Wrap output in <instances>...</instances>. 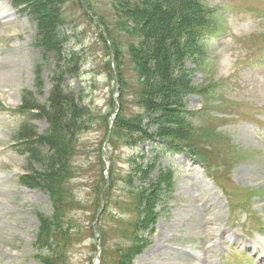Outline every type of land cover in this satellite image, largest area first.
Returning a JSON list of instances; mask_svg holds the SVG:
<instances>
[{"label":"rangeland","instance_id":"374dc122","mask_svg":"<svg viewBox=\"0 0 264 264\" xmlns=\"http://www.w3.org/2000/svg\"><path fill=\"white\" fill-rule=\"evenodd\" d=\"M85 1L102 17L117 50L123 45L124 33L115 17L123 15V3L125 5L127 2L128 10L135 7L133 12L147 17L142 5L156 2L146 0L137 6L126 0ZM178 1L159 0V5L164 8ZM242 1L198 0L191 8L202 11L207 23L215 24L217 20L218 28L215 30L218 35L213 34V38L205 41L206 60L212 59L211 63L194 68L193 63L184 60L180 63L183 65L180 71L191 87L205 88L206 103L210 102V90L215 88V96L220 102L214 105V114L204 107L200 109L197 97L186 98L183 95L182 98L177 96L181 114L178 119L171 112L176 106L170 105L147 116L148 113L140 108V101L134 104L133 91L125 87L119 124L139 114L143 125L149 123L145 127L147 135L153 134L155 138L151 139L156 144L162 143L165 148L178 151L183 147L190 148L210 162L207 172L210 179L206 173L181 174V170L177 169L184 156L181 153L171 156L172 152L169 151L162 157H154L146 151L147 158L142 160L140 151L149 148L145 146L148 143H144L145 138L140 139L136 131L127 133L125 137L115 134L109 148L112 184L100 223V227L106 231L102 264H125L118 258L120 254L122 257L133 256L130 258L132 264H204L229 238L241 231L251 234L262 226L264 167L255 153L260 152L258 145L264 146V140L258 142L253 129L244 125L243 121L256 123L261 113L264 118V77L253 85L248 82L250 71L243 70L239 72L243 82L238 79L242 87L239 88L236 79H226L224 72L226 64L232 62L234 56L239 58L240 54L245 53V58H249L264 49V17L257 16L255 12L232 15V30L226 34V21L220 19L225 17L220 16L224 13V4ZM29 4L21 3L18 9L23 7L24 10L20 13L8 0H0V142L3 143L2 147L7 148L2 150L0 147V252L14 256L8 264H86L88 255L92 253V244L89 237H85L89 236L88 223L95 208L94 189L100 181L98 147L104 134L103 118L110 110L108 97L112 82L107 74V57L94 21L84 15L77 0H64L59 4L62 23L57 24L54 32L64 35L65 43L56 45V51L46 56L39 25L42 17L48 19L53 15V6L45 5V0ZM215 8L219 12L210 15L209 11ZM156 24L157 21L152 22L153 26ZM57 51H63L66 55L75 54L79 67L76 70L64 69L63 64L59 67L52 61ZM189 68L191 75L187 72ZM262 70L264 65L260 66ZM121 71L133 74L130 66H121ZM56 80L65 88L63 92L73 98V102L66 103L67 112L63 120H71L73 108H83L87 115L83 123L81 118L74 120V129L80 123L82 128L77 135L74 154L62 158L64 165L59 172V185L68 202V209L53 221L48 190L18 183V175L27 170L30 153L13 151L7 141L9 132L18 127L20 117L14 114V110L24 101L21 100L22 92L31 93L32 96L25 99L28 103L34 101L41 105L47 100L48 91ZM258 83L262 85L256 86ZM170 89H173V96L179 90L174 84ZM30 110L33 113L37 111ZM193 112L199 116L196 121L192 119ZM11 113L14 119L9 118ZM154 119L155 124H151ZM27 121L38 134L44 133L50 126L47 121L34 116ZM34 149L37 150V147ZM39 150L42 160L49 158L53 152L47 145L39 147ZM31 164L40 172L45 168L39 161H31ZM55 167L58 168L59 164ZM167 167L174 171V175ZM189 171L193 172L191 169ZM183 175L187 177L182 179ZM213 178H217L222 188L228 191L234 209L237 206L241 209H235L228 216L224 197L222 194L218 197L219 192H214L211 187ZM141 185L145 189L144 194L140 192ZM151 193L157 195L158 200L154 208L143 210L142 203ZM160 196L166 199L163 202L164 210H161L162 203L158 202L162 201ZM149 204L150 201L146 206ZM37 212L46 215L43 221L39 219V223ZM120 213L123 220L121 227L117 228L114 224ZM136 224H139L138 231ZM40 226L50 228L37 235ZM233 229L237 231L231 233ZM48 238L59 252L55 256L40 252L39 256H34L32 249L38 243L46 244ZM40 249L43 252L44 248Z\"/></svg>","mask_w":264,"mask_h":264},{"label":"trees","instance_id":"16d2710c","mask_svg":"<svg viewBox=\"0 0 264 264\" xmlns=\"http://www.w3.org/2000/svg\"><path fill=\"white\" fill-rule=\"evenodd\" d=\"M32 1L40 3L42 0H16L18 3L28 4ZM62 1L64 0H45V5L50 6V8L53 6V13L51 12L53 15L48 17V19L42 17V21L39 19V33L45 42V53L50 51L55 52L56 45L63 43L64 35H58V33L56 34L54 32L57 24L62 23L58 12L59 4ZM142 1L146 2V0ZM196 1L198 0H180L173 6H165L164 8L159 5V0H156V2H148L142 5V10L146 9L144 10V14L147 17H142L140 13L133 12L135 7L132 10L130 8L129 10L132 12H129L126 7L127 4L125 3L124 5L123 3L122 7H124V10L122 14L125 16L128 24L126 25L124 20L120 18V14H118L119 17H115L119 28H121V32L124 33L122 46L127 51V58L130 62V64L121 63L119 66L126 65L132 67L136 79V88L128 89V91H133L135 95L134 104L140 101V108L148 113L147 116H151L158 109H164L165 105L172 107L178 106L177 94L173 96V92L171 91L175 88L170 89V86L174 84V87L177 89L185 85L183 84V79L177 80L171 77L173 75V69H182L183 65L180 63L184 60H190L196 67H199L205 62L204 58L207 56L206 47L199 44L198 40L201 35V26L205 25L206 20L202 11L200 13L191 9L195 7ZM85 6L88 10L90 9L86 2L84 4ZM37 12H39V9ZM98 19L102 21V17L98 16ZM154 21H157L158 24L153 26L152 22ZM106 33L109 41L113 42L109 28ZM186 33H189L188 36H185ZM183 35L184 39L181 40ZM130 39L134 45H130ZM120 50L122 49L120 48ZM117 56H119V53ZM55 57L59 67L61 65L59 62H61L67 65L68 69L73 68L72 70H76L78 68L77 65L79 63L74 54L71 56L63 55L62 51H57ZM64 72L62 71V74ZM119 74L122 85L128 88L132 79L124 78L121 72ZM59 83L60 81L56 80V85L50 90L48 101H46L47 103L41 105L34 101L28 103L25 99L32 95L30 92L26 93V96L22 99L24 100L22 105L17 108L16 112L24 113L25 110L30 111V109H36L37 111L32 116L47 121L50 126L44 133L38 134L32 125L26 123L22 129L16 132L15 142L16 150L19 154H23L24 152L30 153L29 165H26L27 170L19 177V183L47 189L49 197L53 201L61 204L60 209L57 211H67L68 206L66 204L68 202L65 200L63 191H61L59 185L61 179L59 172L60 170L62 171L61 166L64 165L62 158L74 154L76 139H73L77 128L74 129V120L78 121V118H84L87 113L83 108L79 110L73 108V112L79 115H74L73 113L71 120H63L67 112L65 108L66 103L73 102V98L69 93L62 91ZM123 89L125 90V88H121V92ZM203 90L205 92V88ZM142 95L144 96L143 98ZM109 102L112 106V101L109 100ZM175 109L176 107H174V112H171L178 119L180 114L176 113ZM27 114H30V112ZM139 116V114H135L131 119L122 120L120 124V117L118 118L116 125L110 129L108 137V146L110 148L112 138L115 134H117V137H125L127 133L136 131L140 139L151 138L153 136V134L147 135V129L142 124L143 121L140 120L141 118ZM103 124L104 139L108 133L106 116L103 118ZM151 124H155V119L151 121ZM156 134H159V132ZM46 145L53 152L51 153L48 150L51 155L49 158L45 157L42 160L39 147ZM35 146L37 150L34 149ZM98 152L101 165L99 148ZM31 161H39L45 168L42 172L37 171L32 167ZM57 164H59L58 168L55 167ZM103 194L107 197L108 191H105ZM38 217L42 221L44 220L42 214H38ZM52 220L54 221L55 219L52 218Z\"/></svg>","mask_w":264,"mask_h":264}]
</instances>
